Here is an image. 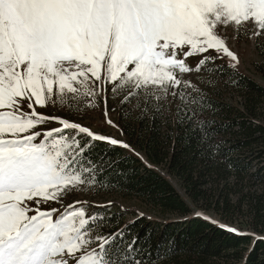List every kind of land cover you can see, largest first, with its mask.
Returning <instances> with one entry per match:
<instances>
[{"label": "snow or ice", "instance_id": "1", "mask_svg": "<svg viewBox=\"0 0 264 264\" xmlns=\"http://www.w3.org/2000/svg\"><path fill=\"white\" fill-rule=\"evenodd\" d=\"M249 22L264 33V0H0V264H157L171 254L162 245L146 251L137 238L125 242L123 230L94 236L106 217L77 207L86 202L41 209L70 187L101 183L85 155L95 141L130 146L36 107L80 111L96 108L98 98L106 108L111 85L122 104L159 113L171 88L181 122H192L203 140L210 131L197 116L210 102L181 76L220 55L238 63L216 30ZM210 50L218 55L186 63ZM49 121L61 126L33 131Z\"/></svg>", "mask_w": 264, "mask_h": 264}, {"label": "trees", "instance_id": "2", "mask_svg": "<svg viewBox=\"0 0 264 264\" xmlns=\"http://www.w3.org/2000/svg\"><path fill=\"white\" fill-rule=\"evenodd\" d=\"M257 40L255 69L264 75V47ZM189 58L193 68L200 61ZM181 78L210 102L197 116L210 137L202 140L192 122H181L171 88L162 112L145 113L134 101L135 108H121L118 117L130 147L95 141L85 153L100 169L101 183L82 186L107 199L78 207L106 217L94 236L123 230L125 242L137 238L146 251L161 245L170 251L157 264H264V86L219 58ZM119 199L141 202L146 213ZM196 210L238 221L239 232L248 235L229 232Z\"/></svg>", "mask_w": 264, "mask_h": 264}, {"label": "rangeland", "instance_id": "3", "mask_svg": "<svg viewBox=\"0 0 264 264\" xmlns=\"http://www.w3.org/2000/svg\"><path fill=\"white\" fill-rule=\"evenodd\" d=\"M217 33L225 40L227 47L238 56L239 62L236 63L235 61H231L229 57L226 55H220L219 59L228 64L231 68L237 70L240 73L247 75L248 77L252 78L260 85L264 86V75L258 72L255 69V64L260 63L261 57L259 56V51L257 47V38L260 40L258 45L260 47H264V33L259 35L255 34L256 25L252 22H249L244 29L237 31L234 25L228 26H218ZM187 51V49H185ZM211 54L218 55L214 50H210L208 53L203 55H196L192 58H197V61L201 60L203 56H210ZM182 56V53L180 54ZM186 63H190V58L186 60ZM177 75H181L177 73ZM107 92L106 95L108 96L107 107L105 108L102 101L98 98L96 100L97 107L96 108H87L83 104L80 107L83 110L74 111L68 107H61L59 104L53 106L49 104L45 108L36 107V111L41 113L45 116H56L63 119H66L70 122H76L81 124L82 126L88 127L94 133L103 135L105 137L114 138L118 141L126 143L125 136L121 130V127L118 123L119 111L122 109H130L135 108V103H125L122 104L121 101L123 100V94L114 96L111 92V85H107ZM26 111H30L25 109ZM105 112L107 115H105ZM111 120L112 123L109 124L107 121ZM59 123L56 121H49L44 125H41L37 129L33 131H42L47 129H54L60 127ZM43 136L39 137L36 141L37 143L42 140ZM127 144V143H126ZM97 193H94L88 190L85 186H78L77 188H68L65 191V194L61 197L59 202L56 201H49L47 204H41L40 207L42 210H46L49 208H56L64 211L69 205H72L75 201H83V202H93L95 203H102L105 199H107L108 195L99 194L98 197H94ZM39 199V198H37ZM102 200V201H100ZM108 201H115V199H111ZM106 202V201H105ZM121 205L126 206L128 208H132L140 213H146L145 207L141 202L137 200L133 201H126L119 199L118 200ZM85 203V204H86ZM32 206H35V202H31ZM79 205H77L78 207ZM151 212V211H150ZM88 214V210H86ZM194 215L197 213H202V217H207L210 221L214 222L218 225H224L231 228L240 229L238 225L239 222L237 221L236 224L226 223L222 220L219 216L214 213L205 212V211H197L193 212ZM34 213H29L32 215ZM56 215H59L57 213ZM55 219V216H54ZM235 228V229H236ZM245 228V227H244ZM72 264V262H70Z\"/></svg>", "mask_w": 264, "mask_h": 264}]
</instances>
